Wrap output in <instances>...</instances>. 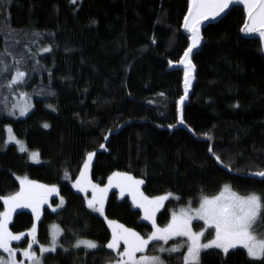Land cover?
<instances>
[{"label": "trees", "instance_id": "obj_1", "mask_svg": "<svg viewBox=\"0 0 264 264\" xmlns=\"http://www.w3.org/2000/svg\"><path fill=\"white\" fill-rule=\"evenodd\" d=\"M188 7V0L0 4V60L9 65V72L0 74V107L17 92V86L7 87L15 75L14 60L27 73L20 87L34 101L25 118L0 116V197L19 191L18 176L59 187L66 205L53 211L59 200L53 198L44 207L38 240L49 244L50 226L59 224L68 251L47 255L45 264H107L118 258L105 247L112 235L105 219L88 209L85 197L71 184L90 152L95 153L89 174L94 183L127 172L144 180L148 197H178L158 214L160 227L169 223L176 206L215 195L225 184L241 195L264 197V177L254 175L264 171V55L260 40L242 34V7L204 29V44L193 56L196 82L183 108L190 131L174 128L184 72L170 70V64L179 62L189 47L182 32ZM46 47L52 50L44 52ZM7 124L30 149L39 151L41 163L6 144ZM4 209L0 200V213ZM105 217L144 236L153 230L116 190L107 197ZM33 222L31 212L16 210L10 229L27 231ZM77 238L102 247L73 250ZM159 246L151 243L147 255L156 254ZM169 261L182 264V254ZM200 264L264 262L237 248L227 255L204 250Z\"/></svg>", "mask_w": 264, "mask_h": 264}, {"label": "snow or ice", "instance_id": "obj_2", "mask_svg": "<svg viewBox=\"0 0 264 264\" xmlns=\"http://www.w3.org/2000/svg\"><path fill=\"white\" fill-rule=\"evenodd\" d=\"M72 4H76L77 0H70ZM6 0H0V4H5ZM234 4H242L247 12V23H245L242 31L248 34L258 33L264 40V0H190L187 15L184 17L183 27L191 33V44L183 54V58L179 61L184 65V95L180 97V123H184L183 106L188 98V90L191 87V81L194 79L195 65L192 64L191 55L193 50L198 48L202 40L200 25L208 19H215L226 13L230 6ZM153 42H155L153 40ZM52 49L46 47L44 52H50ZM21 63L19 60H14L15 75L9 79L8 88L20 86L24 83L27 73L22 71L18 66ZM9 72V65L0 60V74ZM24 96L27 94L24 93ZM163 95V94H161ZM17 105H13L15 109ZM30 105H19L20 115H27L30 110ZM49 107H52L49 105ZM238 107V105H237ZM55 110V109H53ZM14 114V112H13ZM44 128H48L47 123L43 124ZM174 127V125H169ZM8 142L15 141L20 145L19 150L26 152L27 148L24 144L16 140L12 135V129L8 128ZM211 139V137H208ZM106 139V137H105ZM103 148L104 145H101ZM212 152L211 147L208 149ZM39 152L33 151L30 158L39 162ZM216 160L220 161V157L214 152ZM95 156L94 152L87 154L84 161L83 169L79 176L75 179L73 187L78 191L83 192L87 196L91 190L92 198L87 200V206L94 211L104 214V204L106 196L110 188L117 187L121 191V195L127 191L131 194L133 203L143 209V218L150 221L152 231L147 238L133 229L125 227L116 221H108V225L112 230L111 240L106 247L117 253L118 258L115 264H164V261L157 255H141L138 253H146L148 246L153 241H163L165 244L173 237H186L188 240L187 254L183 256V264H200V253L202 250L216 248L222 250L227 255L230 249H235L242 246L247 250V255L253 260L264 262V238H260L255 234V226L258 222L264 220V197L256 193L240 195L233 191L231 186L225 185L223 190L211 197L203 196L200 200L199 207L196 209H181L179 213L173 212L171 221L165 226L160 227L156 222V214L163 206V202L169 198L171 193L163 196L149 198L140 190V186L144 184V180L136 179L129 173L115 172L108 178V184L101 187L92 182L90 178V168L92 159ZM228 167V165H225ZM254 175L264 177V171H258ZM65 178H69L65 172ZM20 183L19 191L12 195L2 196L5 211L0 213V249L7 253V259L0 257V264H18L16 259L18 249L12 247L13 241H20L26 233L14 234L8 228L12 214L17 208H31L36 215V219L40 218L41 206L48 202V197L52 193L58 194L56 186H48L39 184L36 181L25 177H17ZM64 204L63 198L60 200V205ZM53 211H56L54 208ZM193 219L204 221L207 228L214 230L215 236L207 243H201V238L204 236V231L194 232L191 228ZM207 230V229H205ZM36 227H32L27 235H31L32 241L36 242ZM62 234V229L58 225L53 226V239L51 247L41 246V253L55 252L56 240ZM81 245L89 249H96L99 245L90 240H78L75 247ZM121 245L123 250L121 251ZM161 253L168 251L169 253L179 252L180 247L174 246L169 249L159 248ZM23 256L32 262V264H42V258L32 251V243H29L27 248L22 250Z\"/></svg>", "mask_w": 264, "mask_h": 264}, {"label": "rangeland", "instance_id": "obj_3", "mask_svg": "<svg viewBox=\"0 0 264 264\" xmlns=\"http://www.w3.org/2000/svg\"><path fill=\"white\" fill-rule=\"evenodd\" d=\"M245 34H248V33H245ZM174 64H177V63H174ZM14 88H16V87L14 86ZM24 93H26V92H25L20 86H17V92L14 94V99H13V101H11V102H5V103L3 104V106L0 107V116H5V117H8V118H12V119L25 118V117H27V116L33 111V109H34V101H33L32 99H29L27 95L24 96V95H23ZM23 104H28V105H30L31 107H30V110L28 111L27 115H23V116H21V115H20V111H19V105H23ZM13 105H17V107L14 109V108H13ZM179 108H180V105H179ZM13 112H14V114H13ZM9 127L12 129V127H11L9 124H7V125H6V144H7V145H14V146L17 148L18 152H19V153H22V154H26L31 162H33V163H35V164H39V163H41V161H42L41 155H39V162H35V161H33V160L30 158V154H31V152H33V151L39 152V151H38V150H35V149H30V148L27 146V144L25 143V141H23L22 139H20L18 136L15 135L13 129H12V135L16 138V140H19V141H21V142L24 144V146L27 148V151H26V152H21V151L19 150L20 145H18L15 141L8 142V138H9L8 128H9ZM93 158H94V157H93ZM92 160H93V159H92ZM130 175H131V174H130ZM111 176H112V175H111ZM131 176H133V175H131ZM18 177H25V176H18ZM133 177H135V176H133ZM135 178H136V179H142V178H137V177H135ZM28 179H29V178H28ZM30 180H31V179H30ZM142 180H143V179H142ZM18 181H19V180H18ZM36 182H37V181H36ZM92 182H93V181H92ZM38 183H39V182H38ZM93 183H94V182H93ZM39 184H43V183H39ZM71 184H72V183H71ZM73 184H74V182H73ZM95 184H97V183H95ZM107 184H108V179H107L106 183H104V184H98V185H100L101 187H105V186H107ZM43 185H46V184H43ZM143 185H144V184H143ZM143 185L140 186V190H141L142 192H143ZM225 185H229V186H231L230 184H225ZM225 185H224V186H225ZM48 186H53V185H48ZM54 186H55V185H54ZM224 186H223V188H224ZM56 187L58 188V194H56V193H52L51 195H49V197H48V202L45 203V204H43V205L41 206V209H40V218H39V220L36 219V215H35V213H33V211H32L31 208H28V207H21V208H17V209H16V210H24V211H29V212H31L32 215H33V217H34V222H33L32 227L35 225L36 230H37V231H36V242H33V241H32V237H31V235H27V233L30 232V230L32 229V227H31L30 229H28L27 231H23V232H17V233H15V232L12 231L14 234L26 233V235H25L20 241H13V242H12V247L18 249V251H17V255H16V259H17V261H18V264H32V262H31L30 260H27V259L23 256V252H22L23 249L27 248V246H28L29 243H32V251H34V252L37 254V256H39V257L42 258V264H45V257H46L47 255H49V254H54V253H56L57 250H59V249H63V250H65V251H68V249L65 248V247L63 246V244H62L61 239H62V237L64 236L65 231L63 230V228H62L59 224H52V225L50 226V242H49V244H47V245H46V244H45V245L40 244V243H39V240H38V228H39V223H40V221H41V219H42V216H43V210H44V207H46V206H48V205H51V200H52L53 198H58L59 200H58L57 205L52 206V209L55 208L56 211H57V210H60L61 208H63V207L66 205V200L64 199V197H62V196L60 195L59 187H58V186H56ZM223 188L221 189V191L223 190ZM231 188H232V186H231ZM73 189H74L75 192H77V193H79V194H81V195H83V196L85 197V199H86V204H87V200L92 198L91 190H89L87 196H85V194H84L83 192L78 191V190H77L76 188H74V187H73ZM113 190H116V191L118 192L120 198L127 197V198L131 201V203L133 204V206H134L136 209H138V210L141 211L142 218H143V216H144L143 209L138 208V207L133 203V200H132V196H131V194L128 193L127 191H125V193H124L123 195H121V191H120V189L117 188V187H112V188H110V190L108 191L107 196H106V200H105V204H104V214H103V215H101V214H100L99 212H97V211H94L93 209H90V208H88V209H89L90 211L96 213V214L101 215V216L105 219V221H106V223H107V225H108V221H109L110 219H108V218L105 217V208H106L107 197H108L109 193H110L111 191H113ZM232 190L235 191L233 188H232ZM221 191H220V192H221ZM220 192H218V193L215 194V195H218ZM235 192H236V191H235ZM143 193H144V192H143ZM168 194H169V193H168ZM171 194H172V193H171ZM238 194H239V193H238ZM256 194H258V193H256ZM144 195H145V194H144ZM165 195H167V194H165ZM240 195H241V194H240ZM258 195H259V194H258ZM162 196H163V195H162ZM212 196H214V195H212ZM208 197H211V196H208ZM61 198H63V200H64V204H63L62 206L60 205V200H61ZM149 198H153V197H149ZM177 198H178V197H177L176 195H173V194H172V195L169 196V198H168L167 200H165V201L163 202V206L159 209V211H158L157 214H156V222H157V216H158V214L160 213V211H162V209L164 208L166 202H167L168 200H171V199H175V200H176ZM201 198H202V197H201ZM201 198H200L197 202L189 201L188 203H185V204H182V205H178V206H176V207L173 209L172 213H173V212L179 213L181 209H188V208L196 209V208H198V207H199V203H200ZM87 207H88V206H87ZM16 210H15V211H16ZM4 211H5V209H4ZM4 211H3V212H4ZM171 216H172V215H171ZM12 220H13V214H12V217H11V221H10V223L8 224V228H9V229H10V225H11V223H12ZM143 220H144L145 222H147L148 224L151 225L150 221H147V220H145L144 218H143ZM111 221H114V220H111ZM170 221H171V219H170ZM170 221H169V222H170ZM116 222H117V221H116ZM117 223H118V222H117ZM119 224H121V223H119ZM54 225H58L59 228L62 229V234L59 235L58 239L56 240V251H55V252H45V253H41V251H40L41 246H44V247H51V246H52V239H53V226H54ZM157 225H158V224H157ZM151 226H152V225H151ZM165 226H166V225H165ZM165 226H163V227H165ZM108 227H109V225H108ZM191 228H192V230H193L194 232L204 231V236L201 238V243H207L208 241H210L211 239H213L214 236H215L214 230H213L212 228H207V226L204 224V221H202V220H199V219H193L192 222H191ZM109 229H110V231H111V233H112V230H111L110 227H109ZM205 229H207V230H205ZM10 231H11V229H10ZM134 231H135V230H134ZM152 231H154V229H153ZM255 234H256L258 237H260V238H264V223H263V220L259 221L258 224H257V226H255ZM141 235H142V234H141ZM142 236H144V235H142ZM147 236H148V235H147ZM147 236H144V237L147 238ZM78 240H90V239L77 238L76 241H75V243H74V245H73V247H72L73 250H87V251H92V250H96V249H99L100 247H102L98 242H96V241H94V240H90V241H94V242H96V243L99 245V247L96 248V249H89V248H86V247L83 246V245H81L80 247H75V244H76V242H77ZM153 242H160V246H159L158 249H157L158 252H157L156 254H154V255L160 256V258L164 261V264H171L169 260H170L171 257H174L175 255L182 254V258H183V256L187 254V247H188V243H189V242H188V240H187L186 237H182V236L173 237V238L170 239L166 244H165L163 241H153ZM153 242H151V243H153ZM24 243H25V244H24ZM151 243H150V244H151ZM150 244H149V245H150ZM106 245H107V244H106ZM106 245H105V247H106ZM174 246H179V247H180V251H179V252H174V253H169L168 251H165V252L161 253V252L159 251V248H161V247H163V248H165V249H169V248H172V247H174ZM123 247H124V246L121 245V251L123 250ZM148 247H149V246H148ZM106 248H107V247H106ZM237 248L244 249L242 246H238ZM237 248H235V249H237ZM107 249H108V248H107ZM209 249H216V248H209ZM0 250L3 252L2 249H0ZM109 250L114 251V250H112V249H109ZM206 250H207V249H206ZM218 250H220V249H218ZM231 250H233V249H230L229 251H231ZM244 250L247 252L246 249H244ZM203 251H204V250H202L201 253H200V258H201V254H202ZM220 251H222V250H220ZM145 254L147 255V253H138V254H137V257H139V256H141V255H145ZM2 257H3L4 259H7V258H8V257H7V253H4V252H3V256H2ZM250 259H252V258H250ZM252 260H253V259H252ZM255 261H260V260H255ZM107 264H115V261L110 262V263H107ZM182 264H183V259H182Z\"/></svg>", "mask_w": 264, "mask_h": 264}, {"label": "water", "instance_id": "obj_4", "mask_svg": "<svg viewBox=\"0 0 264 264\" xmlns=\"http://www.w3.org/2000/svg\"><path fill=\"white\" fill-rule=\"evenodd\" d=\"M188 1L190 2V0H188ZM237 6L242 7V8L244 9V11H245V16H246L245 23H247V12H246V9L244 8V5H242V4H234V5L230 6V8L226 11V13L221 14V16L216 17L215 19H208V20H205V21H203V22L201 23V25H200V32H201L202 40H201V42H200L199 47L193 50V53H192V55H191V57H190L193 65H195V64L193 63V56H194V54L197 53V52H199V51L201 50L203 44H204V37H203V31H204V29H205L208 25H210V24H216L217 22H219L222 18H224V17L229 13V11H230L232 8L237 7ZM187 12H188V11H187ZM186 15H187V14H186ZM186 15H185V16H186ZM183 21H184V19H183ZM182 32H183V34H184L185 36L189 37V46H190V44H191V33L188 32L186 29H184V27H183V23H182ZM242 34H243V36H244L245 38H247V39H258V40H260V42H261V46H262V54L264 55V40L261 39V37L259 36L258 33L245 34V32L242 31ZM182 58H183V56H182ZM182 58H181V59H182ZM181 59H180V60H181ZM180 60H179V61H180ZM174 69H179V70H182L183 72L185 71V67H184V65L180 64L179 62H177V64H174V63H171V64H170V70H174ZM196 72H197V69H196V67H195V71H194V73H193V75H194V79H192V81H191V87H190L189 90H188V98L185 100L183 108H184L185 105L188 103L189 97H190V95L192 94V89H193V86H194V84H195V82H196ZM183 95H184V75H183ZM177 110H178V124H177L174 128H181V127H184L185 129L189 130L188 127L185 125V123H180V108H179V101H178V104H177ZM189 131H190V130H189Z\"/></svg>", "mask_w": 264, "mask_h": 264}, {"label": "crops", "instance_id": "obj_5", "mask_svg": "<svg viewBox=\"0 0 264 264\" xmlns=\"http://www.w3.org/2000/svg\"><path fill=\"white\" fill-rule=\"evenodd\" d=\"M82 169H83V168H82ZM82 169H81V170H82ZM79 174H80V173H79ZM78 176H79V175H78ZM78 176H77V177H78ZM77 177H76V178H77ZM76 178H75V179H76ZM75 179L72 181V186H73V182H75Z\"/></svg>", "mask_w": 264, "mask_h": 264}]
</instances>
